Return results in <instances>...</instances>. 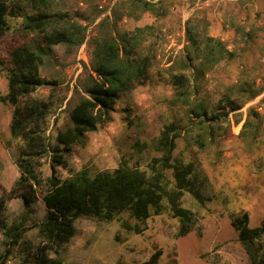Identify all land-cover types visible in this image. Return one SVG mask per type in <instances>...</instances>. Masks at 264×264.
I'll use <instances>...</instances> for the list:
<instances>
[{
	"label": "rangeland",
	"instance_id": "1",
	"mask_svg": "<svg viewBox=\"0 0 264 264\" xmlns=\"http://www.w3.org/2000/svg\"><path fill=\"white\" fill-rule=\"evenodd\" d=\"M152 1L157 14L141 12L135 0H51L45 8L52 15L48 29L67 25L56 15L65 13L66 20L85 25V40L79 46L54 45L40 73L48 81H57L58 87L52 90L50 84H42L24 96L21 103H54L46 118L48 131L54 137L68 121V109L64 108L67 100L73 103L76 99L72 86L85 77L90 67L89 39L99 30L109 31L113 25L120 31L149 25L138 48L151 59L146 78L121 93L112 120L87 132L85 145H75L68 155V163L75 170L82 166L90 167L92 173L112 169L125 158L129 165H138L149 173L150 159L160 152L151 147L138 150L134 143L151 145L164 124L189 122L187 107L168 101L173 88L166 67L185 45L186 22L196 24L234 52L231 59L221 60L205 72L200 97L211 106L228 95L240 105L238 111L242 113V120L232 124L227 135L204 149L186 144L182 137L176 140L174 158L199 162L211 181L212 199L202 205L189 192L183 193L181 205L193 215L189 230L181 235L177 232L180 221L172 215L165 199L159 213L144 221L136 220L128 211L111 220L80 214L74 220L71 239L59 253H47L61 259L62 264H143L157 251L155 264H251L230 218L246 210L249 226L254 227L264 217V0ZM24 41L42 45V36L36 31H22L21 17L7 16L6 29L0 35V53L8 60L9 49ZM7 83L8 73L0 67V191L9 189L19 176L14 161L18 140L9 130L13 106L5 99ZM250 108L258 113L257 120H252L257 123L256 132L248 128L239 134ZM42 170L43 175L49 174L48 163ZM163 172L166 186L172 187L171 170ZM58 174L65 177L68 172L58 167ZM33 207L27 224L45 217L41 196ZM23 212L21 198L6 201L8 222ZM123 221L137 224L142 230L126 229ZM25 237L35 246L40 240L35 228L27 230ZM2 239L0 231V251ZM23 259L15 247L5 264H24Z\"/></svg>",
	"mask_w": 264,
	"mask_h": 264
},
{
	"label": "trees",
	"instance_id": "2",
	"mask_svg": "<svg viewBox=\"0 0 264 264\" xmlns=\"http://www.w3.org/2000/svg\"><path fill=\"white\" fill-rule=\"evenodd\" d=\"M50 2L0 0V35L6 29L7 16H12L21 17V28L25 33L36 31L42 36V45L32 46L24 41L12 46L8 60L0 53V67L8 73L5 99L13 106L9 130L18 140L14 161L19 170L14 184L0 191V231L3 235L0 264L9 260L15 247L24 258V264H62L61 259L49 257L47 251L59 253L74 235V220L80 214L111 220L116 214L128 211L136 220L144 221L151 214L159 213L164 199L172 215L180 221L178 234L186 233L193 214L181 205V196L187 191L204 205L212 199V184L198 161L178 160L173 151L180 137L186 144L204 149L227 135L232 124L242 120V113L238 111L240 105L228 95L211 106L199 95L205 72L219 61L231 59L234 52L220 38L208 35L187 21L185 45L170 59L166 69L173 88V96L168 101L186 106L189 122L185 125L175 121L164 124L151 145L135 141L138 150L151 147L160 152L150 159L149 173L138 165H129L125 158H121L112 169L92 173L90 167L82 166L75 170L68 163L73 147L84 146L87 132L110 122L120 94L146 78L151 59L138 48L149 25L123 31L113 25L109 31L99 30L89 39L90 67L85 77L72 86L76 99L73 103L68 99L64 107L68 109V121L53 137L48 131L46 118L54 103H21V99L42 84H50L52 90L58 87L57 81H48L41 75V66L54 45H81L86 27L66 20L65 13H56L68 24L49 30L52 15L45 8ZM135 2L141 12L158 13L152 0ZM257 118L258 113L250 108L239 134L248 128L255 134ZM44 163L49 165L48 175H43ZM58 167L66 170L68 175L61 177ZM166 169L171 170L172 187H167L164 181L163 171ZM38 196L44 203L45 217L27 224ZM13 197L21 198L24 212L8 222L6 201ZM230 222L251 264H264V217L258 226L250 227L248 212L243 210L233 214ZM122 225L135 232L142 230L128 221H123ZM31 228H35L40 237L36 246L25 237ZM158 254V251L153 252L143 264H155Z\"/></svg>",
	"mask_w": 264,
	"mask_h": 264
}]
</instances>
